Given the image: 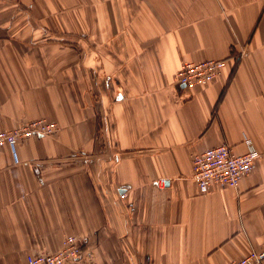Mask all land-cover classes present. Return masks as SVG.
Wrapping results in <instances>:
<instances>
[{"label": "crops", "instance_id": "0c3cea01", "mask_svg": "<svg viewBox=\"0 0 264 264\" xmlns=\"http://www.w3.org/2000/svg\"><path fill=\"white\" fill-rule=\"evenodd\" d=\"M207 59L225 62L214 81L176 83ZM38 119L59 131L0 147V264L72 234L84 254L67 264L263 248L264 0H0V129ZM247 140L251 173L201 193L193 154Z\"/></svg>", "mask_w": 264, "mask_h": 264}, {"label": "built area", "instance_id": "2783aa9c", "mask_svg": "<svg viewBox=\"0 0 264 264\" xmlns=\"http://www.w3.org/2000/svg\"><path fill=\"white\" fill-rule=\"evenodd\" d=\"M225 66L224 60L207 59L202 62H184L176 76L178 85H206L214 81ZM59 125L46 119L26 122L9 130L0 129V147L9 145L13 149L23 140L32 137L53 136ZM248 151L235 153L228 144L209 147L192 156V179L201 193H209L216 187H236L253 170L260 153L251 140H247ZM125 197L126 194H122ZM84 245L75 234L67 236L60 248L54 252L30 254L26 264H67L83 258ZM264 261V246L241 259L226 264H260Z\"/></svg>", "mask_w": 264, "mask_h": 264}, {"label": "water", "instance_id": "95a60500", "mask_svg": "<svg viewBox=\"0 0 264 264\" xmlns=\"http://www.w3.org/2000/svg\"><path fill=\"white\" fill-rule=\"evenodd\" d=\"M185 86V85H184Z\"/></svg>", "mask_w": 264, "mask_h": 264}]
</instances>
